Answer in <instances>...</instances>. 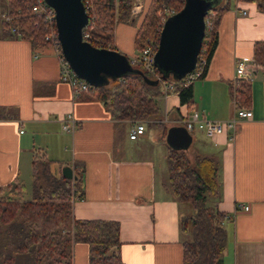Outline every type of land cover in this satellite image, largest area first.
Masks as SVG:
<instances>
[{"label":"crops","instance_id":"crops-1","mask_svg":"<svg viewBox=\"0 0 264 264\" xmlns=\"http://www.w3.org/2000/svg\"><path fill=\"white\" fill-rule=\"evenodd\" d=\"M1 5L2 0L0 21ZM128 29L132 39V25L120 22L115 28L116 47L125 53L132 51L123 37ZM259 40H264V10L254 0H231L204 74L192 81V106L163 85L156 97L160 123L146 121L143 133L130 138L137 120H114L94 90L89 97L75 94L60 78L53 45L33 47L27 39L5 35L0 24V185L21 183L28 198L31 161L42 154L55 173L63 164L76 167L84 196L73 200L74 218L118 221L125 264H182L179 215L185 206L165 188L163 128L183 126L180 120L191 109L210 119L235 116V63L245 60L254 63L250 100L243 107L252 115L213 138L198 129L190 133L193 153L212 157L218 166L219 188L211 203L226 214L223 264H264V66L253 60ZM67 113L75 118L69 130L62 127ZM73 264H88L86 242L74 243Z\"/></svg>","mask_w":264,"mask_h":264},{"label":"trees","instance_id":"trees-1","mask_svg":"<svg viewBox=\"0 0 264 264\" xmlns=\"http://www.w3.org/2000/svg\"><path fill=\"white\" fill-rule=\"evenodd\" d=\"M5 1L7 13L11 16L10 20L0 21L5 35L27 39L33 47L50 43L45 39L48 28L45 19L31 12L35 0ZM133 1L82 0L88 21L92 22L83 28L88 33L85 38L96 47L117 49L116 23H135L132 43L140 52L149 43H158L162 13L166 17L165 10L176 12L184 4V0H143L136 20L130 16ZM254 1L259 9L264 10V0ZM230 2L220 0L206 13L210 26L205 29L197 59L209 60L217 42L220 16ZM56 44L61 56L58 41ZM127 57L130 60V56ZM253 60L264 66V40L254 42ZM131 65L140 72L109 78L105 84L93 86L95 97L114 120L147 119L148 123H152L151 119L157 120L156 97L163 92L164 83L171 84L167 90L177 92L181 103L192 106V82L183 86L180 78L171 74L162 76L158 70L157 79L139 63L132 62ZM237 84L238 107L243 108L250 100V80L242 79ZM80 95L89 97L91 93ZM118 133L120 130L115 129V140H118ZM166 165L165 188L185 206L179 215V227L184 235L182 264H223L226 214L211 203L219 188L216 161L198 153L190 157L185 150L168 145ZM81 172L74 167L77 178L66 179L51 170L50 159L42 154L31 161L28 198L21 183L0 185V264H73L75 242L88 244V264H125L119 252L118 221L73 217V200L84 196Z\"/></svg>","mask_w":264,"mask_h":264},{"label":"water","instance_id":"water-1","mask_svg":"<svg viewBox=\"0 0 264 264\" xmlns=\"http://www.w3.org/2000/svg\"><path fill=\"white\" fill-rule=\"evenodd\" d=\"M44 1L54 10L61 54L78 77L98 86L109 78L140 72L121 50L96 47L83 38L82 29L87 24L88 15L82 0ZM219 1L184 0L178 11L165 18L153 57L162 76L171 74L181 78L194 67L205 34L206 13ZM191 139V133L184 126H170L165 137L167 144L176 150L186 149ZM60 173L66 179L77 178L69 164H63Z\"/></svg>","mask_w":264,"mask_h":264},{"label":"built area","instance_id":"built-area-1","mask_svg":"<svg viewBox=\"0 0 264 264\" xmlns=\"http://www.w3.org/2000/svg\"><path fill=\"white\" fill-rule=\"evenodd\" d=\"M142 0H134L131 6L132 17L136 16L137 13L141 10ZM31 12L36 13L42 16L50 31L46 32L45 39H52L53 41L57 40L56 27L54 22V10L51 6H49L44 0H35V2L31 5ZM244 12V11H243ZM174 13L173 9H168L167 14L170 15ZM167 17V16H166ZM163 18V21L165 18ZM4 20H10L11 16L8 13H5L3 16ZM91 21H87V25L91 24ZM210 21L209 18L205 17V29L209 28ZM84 26V27H85ZM83 27V28H84ZM12 30H14L12 28ZM87 32L82 29L83 38L87 36ZM87 40V39H86ZM157 44L151 42L146 45L137 55L130 57V62L139 63L142 67H144L147 71L154 74L156 77L157 69L153 61L154 53L157 49ZM58 51V50H57ZM59 54V51H58ZM60 56V54H59ZM206 60L203 57H199L196 59L194 67L187 73H185L180 79L181 84L183 86L191 83L193 80L201 77L206 68ZM253 65L254 63L247 64V61L237 59L235 63V86H234V96H236V88L239 80H250L253 74ZM60 78L66 81L70 87L72 88L75 94L80 92H88L93 91V85L89 84L84 79L78 77L76 73L71 69L69 64L63 58L62 54L60 56ZM164 88H170V83H164ZM252 115L251 110L247 108L237 107L235 110V116L231 119L221 120V119H210L206 117H202L198 110L191 109L189 112L183 114L181 118V122L183 126L189 131L192 132L195 129L201 130L207 137L213 138L217 134L222 133L225 128L235 129L237 123L244 118H248ZM146 120H137L130 128L129 137L135 138L137 135L143 133L145 129ZM75 126V118L72 113H67L64 117H62V127L65 130L72 129ZM234 131V130H233ZM233 135L230 134L229 139H232ZM239 208L247 209V205L238 204Z\"/></svg>","mask_w":264,"mask_h":264},{"label":"rangeland","instance_id":"rangeland-1","mask_svg":"<svg viewBox=\"0 0 264 264\" xmlns=\"http://www.w3.org/2000/svg\"><path fill=\"white\" fill-rule=\"evenodd\" d=\"M142 7H143V0H142ZM142 7H141V10H142ZM1 9H3V10H5L4 11V13H2V15H1V19H3V16H4V14L5 13H7V4H6V1L5 0H2V5H1ZM141 10L137 13V15L134 17H132V13H131V9H130V16L132 17V19H136V17H138V15L140 14V12H141ZM165 12L167 13V11L165 10ZM165 17V14H163L162 13V16L160 17V20L163 22V18ZM138 19V18H137ZM136 19V20H137ZM121 21H119V22H117L116 23V25H115V28H116V26H117V24L118 23H120ZM129 24V23H128ZM130 25H132L133 27H134V25H135V23H130ZM48 27V26H47ZM131 28V27H130ZM48 31H50V28L48 27L47 28V32ZM131 30L130 29H128V32L127 33H124V38H127V43H128V45L129 46H131V48H132V51H131V53H125V51H124V53L127 55V56H130L131 58L133 57V56H135V55H137L138 54V52L139 51H137V49H135L134 48V46H133V43H132V39L128 36V34H129V32H130ZM128 36V37H127ZM48 40H50V43L49 44H47V45H53L56 49L58 48L57 47V44H56V41H53L52 39H48ZM117 42V39H116V37H115V43ZM58 50V49H57ZM122 51V50H121ZM123 52V51H122ZM94 93H96V91L94 90ZM141 120H147V119H141ZM151 122L153 123V122H159V121H155V120H153V119H151ZM160 123V122H159ZM166 127V126H165ZM164 129V128H163ZM165 133H166V128H165V130H163V136L165 135ZM194 143H193V140L190 142V144H189V146L185 149V152L187 153V155H189L190 157H192L193 155H194ZM212 198V197H211ZM209 205H210V203H208Z\"/></svg>","mask_w":264,"mask_h":264}]
</instances>
